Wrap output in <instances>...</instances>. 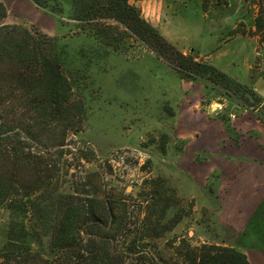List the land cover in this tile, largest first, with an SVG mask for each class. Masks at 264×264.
I'll use <instances>...</instances> for the list:
<instances>
[{
	"label": "rangeland",
	"instance_id": "374dc122",
	"mask_svg": "<svg viewBox=\"0 0 264 264\" xmlns=\"http://www.w3.org/2000/svg\"><path fill=\"white\" fill-rule=\"evenodd\" d=\"M137 1L134 3L149 21ZM161 1L164 6L155 13L157 21L166 26L165 33L149 22L168 41L196 57L199 51L196 59L217 68L228 67L233 77L251 85L264 101V43L254 34L229 40L233 23L238 31H247L253 25V15L258 12L261 0ZM208 6L217 14L221 10L224 14L212 29L207 26L209 19L201 16L202 9ZM44 12L49 16L45 25L39 26L31 20L17 21L8 17L7 9L1 22L33 26L61 38V46L67 43L62 57L76 68L72 71L77 86L75 98L84 102L86 118L78 134H67L68 144L64 148L71 153L59 158L55 153L57 147L46 145L43 155L50 163L57 159L61 166L64 162L68 165L69 160L73 162L68 174L63 172L59 176L62 186L73 181L76 190L91 189L98 200L96 208L99 200L105 198L121 218L120 235L129 236L135 229L136 235H141L139 243L129 249L137 259L131 260L128 254L122 264H150L149 261L167 264L182 236L191 245L204 242L232 245L237 235L232 225L237 222L233 219L232 206L227 204L229 197L226 199L224 193L228 191V181L236 175L229 171L226 175L221 156L231 155L229 151L237 145L235 139L257 135L243 124H234L250 110L244 109L235 97L223 95L218 88L207 91L211 100L202 104L203 83L180 79L169 62L143 44L130 40L132 45L127 46L126 53L116 50L103 55L105 49L92 39L68 37L75 29L73 20ZM215 39L228 43L222 47L227 48L226 52L210 50L217 46ZM238 42L240 53L235 56L231 46L236 50ZM205 54L208 56L204 57ZM224 117L229 119L228 126L221 120ZM258 132L264 134V130ZM82 141L90 144L91 152L77 149ZM81 155L87 158L78 160ZM156 186L157 193L151 194ZM164 204L166 211L162 212L160 206ZM171 205L179 211L172 226L167 211ZM8 222V211L0 206V247L6 239ZM97 231L111 237L107 230L97 228ZM99 235L93 242L96 251L102 254L109 244H100Z\"/></svg>",
	"mask_w": 264,
	"mask_h": 264
},
{
	"label": "trees",
	"instance_id": "16d2710c",
	"mask_svg": "<svg viewBox=\"0 0 264 264\" xmlns=\"http://www.w3.org/2000/svg\"><path fill=\"white\" fill-rule=\"evenodd\" d=\"M33 1L50 14L74 21L70 39L90 38L105 49L103 55L116 50L126 53L127 46L132 45L130 40L143 44L169 62L180 79L203 83L202 104L209 103L208 92L218 88L223 95L235 97L264 124V101L251 85L196 59L194 53L177 49L142 16L135 0ZM5 14L6 6L0 1V206L9 216L0 264H122L141 235H136V229L129 236L120 235L121 218L105 198L96 208L98 200L91 189L76 190L71 180L62 186L59 176L68 174L73 162L67 160L68 165L64 162L61 166L57 159L50 163L43 155L46 145L57 147L59 158L71 153L64 148L67 134H78L86 118L84 102L75 98L77 86L72 71L76 68L62 57L67 43L61 46V38L33 26L2 23ZM253 26V30L233 28L230 32L257 34L264 43V0ZM221 120L228 126V118ZM90 148L85 141L77 145L82 152H91ZM82 157L87 158L81 155L77 159ZM156 189L151 194L157 193ZM165 205L160 206L162 212L166 211ZM167 211L172 226L179 211L174 205ZM97 228L107 230L111 237L99 235ZM96 235L100 244H109L102 254L94 247ZM130 258L137 259L132 255ZM169 259L167 264H251L246 252L236 245H191L185 236Z\"/></svg>",
	"mask_w": 264,
	"mask_h": 264
},
{
	"label": "crops",
	"instance_id": "0c3cea01",
	"mask_svg": "<svg viewBox=\"0 0 264 264\" xmlns=\"http://www.w3.org/2000/svg\"><path fill=\"white\" fill-rule=\"evenodd\" d=\"M0 1L6 6L8 17L12 16L17 21L31 20L40 26L43 24L45 25V22L49 19V16L43 9L38 7L33 0ZM137 2L142 12L145 14V17H148L149 21L154 23L165 33L164 29H166V26L161 24L162 21L160 23L157 21L158 14L155 13L157 8L164 6L160 3L162 1L138 0ZM212 13L215 15L210 17L209 15ZM222 13L223 11L221 10L217 14L216 10L208 6L206 9H202L201 16L205 20L209 19L207 21V26L209 29H212L214 23H218L219 20H222L224 16ZM173 14L176 15L175 12H173ZM154 15H156V20ZM254 16L255 14L253 18ZM231 28H235L234 23L231 25ZM250 28L253 30V25H251ZM253 36L256 37V39L259 38L255 34ZM244 37L248 36L238 33L231 35L229 40L232 41ZM215 41L217 46L215 48H210V50L218 51L221 49L219 52L222 53L227 51V48H222L224 45L228 44L226 41L221 42L219 39H215ZM233 47L234 46H231V51L235 56H238L240 53L239 42L235 47L236 50H233ZM197 52V57H199L200 53L199 51ZM207 56L208 54L204 55V57ZM233 61L234 60H232V62ZM251 67L252 65L250 64L249 69ZM219 68L231 76H235L230 73L228 67ZM234 124L241 126L243 124L246 129H253V132L257 135L238 138L236 148L229 151L231 155L221 156L223 159L221 166L224 172H226V175L228 171L232 173L233 176L236 175L228 181L229 186H226L228 191L224 193L226 199L229 197L227 204L232 206L233 213L235 212L233 219L237 222V224L234 223L232 225V231L237 232L233 245L238 246L246 252L251 264H264V134H260L262 135L260 137L258 132L264 130V125L256 119L250 111L245 112V114L237 119V123L234 122ZM261 140L263 141L261 142ZM217 188L219 192L218 185ZM218 196L219 198L221 197L220 192Z\"/></svg>",
	"mask_w": 264,
	"mask_h": 264
}]
</instances>
